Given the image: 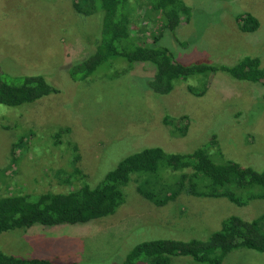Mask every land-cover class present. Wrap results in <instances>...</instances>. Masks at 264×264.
<instances>
[{
  "label": "rangeland",
  "instance_id": "374dc122",
  "mask_svg": "<svg viewBox=\"0 0 264 264\" xmlns=\"http://www.w3.org/2000/svg\"><path fill=\"white\" fill-rule=\"evenodd\" d=\"M182 1L192 8L190 22L175 30L178 41L164 31L160 42L178 60L231 66L249 56L260 58L264 68V0ZM138 7L139 22L146 8ZM240 13L257 19L255 32L238 29L234 16ZM99 20L98 14H77L71 0H0L3 78L43 74L60 91L18 107L0 104L2 194L94 187L124 157L149 147L168 153L220 149L224 159L264 171V82L236 80L224 73L197 75L174 81L167 95H156L147 85L152 65L121 60L74 82L67 68L93 50ZM204 83L201 96L187 90L201 89ZM166 116L186 117L184 136L171 135V127L163 122ZM213 136L216 147L210 146ZM176 176L179 173L159 170L140 178L157 192L170 190ZM254 192L259 189L236 191L242 198ZM123 193L125 202L113 215L84 224L2 232L0 250L56 263L122 264L140 243L207 241L230 216L252 221L264 215V199L239 206L226 198L180 194L157 207L137 193L133 180ZM169 264L197 263L177 256ZM221 264H264V253L239 248Z\"/></svg>",
  "mask_w": 264,
  "mask_h": 264
},
{
  "label": "trees",
  "instance_id": "16d2710c",
  "mask_svg": "<svg viewBox=\"0 0 264 264\" xmlns=\"http://www.w3.org/2000/svg\"><path fill=\"white\" fill-rule=\"evenodd\" d=\"M71 4L77 14H98L100 17L99 32L92 41L93 50L67 68V74L74 82L85 81L104 66L112 68L116 60L152 65L153 69H149L153 70V74L147 85L156 95H167L172 91L174 81H185L197 75L224 73L236 80L264 82V68L258 57L246 56L231 66L183 63L167 47L161 46L164 31L175 38V30L191 20L192 8L182 0H71ZM138 5L146 8L139 22L135 15ZM234 21L243 33H253L259 26L257 19L247 13L236 14ZM149 24H152V29H145ZM187 90L201 96L206 84L201 89L188 86ZM59 92L43 74L13 76V79L5 80L0 72L1 105L18 107ZM185 119L166 116L163 122L171 127V135L184 136L188 127L187 123H182ZM217 144L213 136L210 146L216 147ZM15 149L14 145L12 151ZM216 150L217 153L214 149L210 152L205 147L189 153H168L159 147L143 148L124 157L94 187L83 185L66 193L24 191L22 193L26 194L4 195L0 189V233L28 230L35 225L84 224L113 215L125 202L123 188L132 180L137 193L157 207L176 200L180 194L226 198L239 206L252 199H264V171L224 159L221 150ZM159 170L179 173L170 190L156 192L149 181L140 178ZM257 188L259 192L246 198L236 193ZM239 248L264 253V215L252 221L230 216L207 241L158 239L140 243L128 253L122 264H169L170 258L177 256L190 257L197 264H221L228 253ZM0 264L77 263L20 258L0 250Z\"/></svg>",
  "mask_w": 264,
  "mask_h": 264
}]
</instances>
